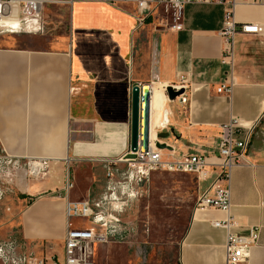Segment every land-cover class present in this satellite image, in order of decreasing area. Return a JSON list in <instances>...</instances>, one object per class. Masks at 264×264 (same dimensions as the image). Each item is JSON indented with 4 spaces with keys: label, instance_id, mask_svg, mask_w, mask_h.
<instances>
[{
    "label": "crops",
    "instance_id": "0c3cea01",
    "mask_svg": "<svg viewBox=\"0 0 264 264\" xmlns=\"http://www.w3.org/2000/svg\"><path fill=\"white\" fill-rule=\"evenodd\" d=\"M222 1L190 5L177 22L162 12L141 22L135 6L102 0H44L30 17L22 16L19 3L12 5L17 24L0 25V157L18 163L17 171L28 161H46L47 168L43 176L18 180L12 223L0 224V236L16 226L19 245L64 262L68 231L92 227L88 220L75 222L68 207L106 195L109 164L115 180L126 178L133 158L131 91L149 85L151 134L159 141L166 133L160 141L172 147L162 154L205 155L207 175L190 174L196 179L190 218L176 255H159L134 234L124 242L95 243L92 264H226L229 233L253 232L258 238L247 264H264V39L237 35L229 58L220 31L233 6ZM234 16L237 23L264 25V0H236ZM225 84L232 85L230 95L217 92ZM183 85L184 95L170 101L166 89ZM233 118L250 143L224 183L230 211L195 209L202 193H212L220 171L215 165L223 161L222 127ZM122 206V221L134 226L132 203ZM229 218V230L214 226Z\"/></svg>",
    "mask_w": 264,
    "mask_h": 264
},
{
    "label": "built area",
    "instance_id": "2783aa9c",
    "mask_svg": "<svg viewBox=\"0 0 264 264\" xmlns=\"http://www.w3.org/2000/svg\"><path fill=\"white\" fill-rule=\"evenodd\" d=\"M111 5H133L136 8L139 20L144 21L149 15L162 14L166 21L177 22L184 17L186 7L200 4H226L222 0H102ZM19 3L23 17H30L39 13L44 0H0V21L12 14V5ZM236 0H232V9L224 14L223 29L220 34L226 39L229 49L227 55L233 59L235 51V39L239 34L255 35L264 39V25L257 23H237L234 16ZM185 84L184 79H182ZM175 91L186 86H175ZM217 92L230 95L232 85L225 84L218 88ZM184 95V94H183ZM182 96V95H181ZM245 129L239 119L233 118L222 127L218 155L223 161L218 166L220 171L212 184V193L206 191L200 195L195 203V209L220 210L229 213L231 208L230 189L224 183L230 179L231 169L241 165L245 159L249 147V133H243ZM152 142L148 153L144 151L132 153V159H127L129 171L125 173L123 182L115 180L114 170L109 164L106 168L109 180L107 193L98 201H86L75 203L68 207V216L71 218L88 220L91 228L71 229L65 239V259L62 264H92L93 246L95 243L109 241L124 242L129 240L135 229L132 225L122 221L120 213L122 205H129L131 198H136L135 183L140 178L148 177L152 171L182 172L197 175L199 179L206 178V170L209 167L207 157L201 154H191L182 157L171 155L165 158L162 150L155 147ZM18 162V161H16ZM0 164L5 167H13L18 163L6 157H0ZM26 166L33 176H43L47 168L46 161H28ZM136 171V173H134ZM134 183V184H133ZM127 203V204H126ZM233 225L232 218L224 222L214 223L215 227L230 229ZM258 235L251 233L250 237H240L229 233L227 244L226 264H247L248 251L256 243ZM20 246L17 241L0 243V261L3 264H61L55 258H38L33 254L23 253L19 255L16 249Z\"/></svg>",
    "mask_w": 264,
    "mask_h": 264
},
{
    "label": "rangeland",
    "instance_id": "374dc122",
    "mask_svg": "<svg viewBox=\"0 0 264 264\" xmlns=\"http://www.w3.org/2000/svg\"><path fill=\"white\" fill-rule=\"evenodd\" d=\"M176 103L173 105H177ZM168 131L171 133V130ZM158 139L162 140L159 137ZM23 175L26 178H34L29 175L28 166L17 171L13 167L0 164V224L11 222L13 218L10 214L12 201L20 196L17 183ZM194 183H196L195 177L188 173L159 170L152 171L148 177L140 178L135 185L136 198L130 199L133 206L130 218L134 221L135 235L140 236V239L146 243L156 246L159 255L171 252L172 255H176L178 244L189 222L193 200L190 195ZM73 220L81 221V219ZM18 235L16 226L13 228L11 226L9 231L0 236V243L18 241ZM31 249L29 250L35 252L36 257L42 255L37 253L38 249ZM31 251H28V246L16 249L19 255L23 253L29 255ZM58 256L62 260L61 253L58 252Z\"/></svg>",
    "mask_w": 264,
    "mask_h": 264
},
{
    "label": "water",
    "instance_id": "95a60500",
    "mask_svg": "<svg viewBox=\"0 0 264 264\" xmlns=\"http://www.w3.org/2000/svg\"><path fill=\"white\" fill-rule=\"evenodd\" d=\"M170 101L176 100L184 94V89L175 91L173 87L166 89ZM151 87L134 86L131 91V132H130V150L136 154L144 151L148 153L151 145ZM157 137L165 138L167 134H159ZM155 147L159 150H172V147L166 143L157 141Z\"/></svg>",
    "mask_w": 264,
    "mask_h": 264
},
{
    "label": "bare ground",
    "instance_id": "6f19581e",
    "mask_svg": "<svg viewBox=\"0 0 264 264\" xmlns=\"http://www.w3.org/2000/svg\"><path fill=\"white\" fill-rule=\"evenodd\" d=\"M16 8V7H15ZM15 12H16V10H14L13 9V12H12V14L10 15V18H7L6 20H2V21H0V25H15V24H17V22L18 21H15V19H13V18H15L16 16H15ZM151 113H152V102H151ZM151 140L152 141H154V136H153V134H151Z\"/></svg>",
    "mask_w": 264,
    "mask_h": 264
}]
</instances>
